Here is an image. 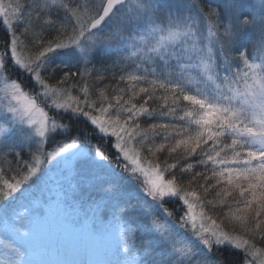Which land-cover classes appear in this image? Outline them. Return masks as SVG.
<instances>
[{"label": "snow or ice", "instance_id": "snow-or-ice-1", "mask_svg": "<svg viewBox=\"0 0 264 264\" xmlns=\"http://www.w3.org/2000/svg\"><path fill=\"white\" fill-rule=\"evenodd\" d=\"M0 264H264V0H0Z\"/></svg>", "mask_w": 264, "mask_h": 264}, {"label": "rangeland", "instance_id": "rangeland-1", "mask_svg": "<svg viewBox=\"0 0 264 264\" xmlns=\"http://www.w3.org/2000/svg\"><path fill=\"white\" fill-rule=\"evenodd\" d=\"M82 211H84L82 209ZM65 223L69 226L72 227L74 226L73 218L71 216L66 217ZM53 241V246H56L58 243L62 248L65 249H70L71 251L68 254L62 253L59 256H46V259H64V260H71V259H81L84 258L82 255L79 254V249L81 247L80 243L73 237L68 236V237H63L61 236L59 240L57 241L55 235L52 237ZM88 258H101V257H95L89 255Z\"/></svg>", "mask_w": 264, "mask_h": 264}, {"label": "trees", "instance_id": "trees-1", "mask_svg": "<svg viewBox=\"0 0 264 264\" xmlns=\"http://www.w3.org/2000/svg\"><path fill=\"white\" fill-rule=\"evenodd\" d=\"M143 123H148V121H142ZM197 170H199V169H197ZM258 247L259 246H261L259 243H258V245H257Z\"/></svg>", "mask_w": 264, "mask_h": 264}]
</instances>
